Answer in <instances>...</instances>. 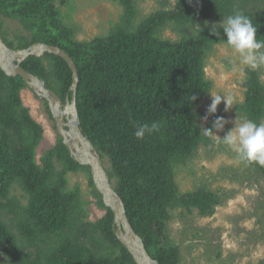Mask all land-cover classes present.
Segmentation results:
<instances>
[{"label":"trees","instance_id":"16d2710c","mask_svg":"<svg viewBox=\"0 0 264 264\" xmlns=\"http://www.w3.org/2000/svg\"><path fill=\"white\" fill-rule=\"evenodd\" d=\"M116 1L124 11L120 23L107 36L79 42L55 0H0L1 33L12 49L41 42L61 48L74 61L79 126L95 151L108 158L109 178L117 179L116 191L130 225L158 264H179V248L165 234L171 211L195 208L209 216L221 203L206 188L180 194L175 180L176 165L194 156L206 140L196 111L212 85L206 78L205 54L214 44L226 42L218 26V35L212 34L211 26L193 32L191 28L242 11L257 28V39L264 40V7L253 12L244 0H202L198 7L192 0H175L174 9L157 11L135 26V1ZM5 17L18 20L26 31L17 36L16 44L4 36ZM169 22L183 30L180 40L158 37ZM21 66L63 101L67 94L73 96L72 71L62 57L29 56ZM246 73L245 99L236 109L259 124L264 118V83L257 69L248 68ZM25 86L22 77L0 69V246L5 258L0 264H137L115 235L109 207L103 218L88 223L84 234H91L97 243L102 239L112 243L119 255L115 257L111 247L106 254L92 251V245H83L75 254V242L84 232L76 225L81 200L79 189L66 190V175L90 167L76 161L62 139L37 162L35 152L44 130L22 102L20 90ZM153 122L159 123V131L137 139V125ZM250 164L264 179V165ZM15 183L28 196L27 205L10 196ZM90 183L94 186L92 179Z\"/></svg>","mask_w":264,"mask_h":264},{"label":"rangeland","instance_id":"374dc122","mask_svg":"<svg viewBox=\"0 0 264 264\" xmlns=\"http://www.w3.org/2000/svg\"><path fill=\"white\" fill-rule=\"evenodd\" d=\"M55 0V5L62 13L64 23L73 31L76 41L87 42L96 37L107 36L119 23L124 13L123 7L116 0ZM137 16L134 25L151 14L161 10L175 8V0H134ZM195 7L200 6L202 0H192ZM244 6L253 12L263 9L262 0H244ZM221 19H211L204 24L198 23L191 28V32L203 28V25L220 27ZM4 36L9 42L17 43L18 37L26 34L18 20L8 17L2 18ZM158 37L164 40L178 41L183 37V30L175 23L169 22L161 27ZM264 51V49H262ZM46 68L50 63L45 61ZM206 78L212 82L210 92L201 99L196 106L198 123L203 128L213 130V134L205 135L206 140L196 153L184 163L175 167V180L180 194L195 191L200 188L217 194L221 203L215 212L209 216H202L193 208H175L167 221V240L179 248V264H260L264 261V179L259 169L247 161L237 159L236 153L220 138L234 127V121L246 119L236 109V105L245 99L244 83L247 79L249 67L239 63V56L226 42L216 43L205 54ZM264 83V66L257 68ZM232 94L236 103L228 111L222 101L215 114L208 115L207 108L211 104V95ZM23 104L28 107L30 114L41 126L44 133L37 148L36 160L41 163V157L47 150L52 149L63 136L56 128L55 120L48 101L41 93L26 84L20 90ZM49 107V108H48ZM208 115L207 121L203 118ZM217 117H223L228 123L222 131L212 128ZM262 123H264V118ZM67 129L70 130L69 125ZM95 149V148H94ZM96 150V149H95ZM94 150V151H95ZM96 152V151H95ZM102 167L108 177L111 187L117 189V179L109 178L111 170L108 158H102ZM90 170L69 172L67 177V191L79 189L81 200L80 222L76 225L84 228L80 234V242H75L74 252L78 255L83 245L92 251L106 254L110 247L115 257L120 249L112 243L101 240L97 243L91 234L85 235L88 223H95L103 218L106 205L102 194L98 191ZM57 169L61 170L62 165ZM93 180L94 186L90 180ZM100 195V196H99ZM10 196L18 199L24 205L28 203V196L19 183L11 186ZM13 215H10L11 217ZM10 222V218L5 220ZM83 231V230H82ZM0 261H5L0 246Z\"/></svg>","mask_w":264,"mask_h":264},{"label":"water","instance_id":"95a60500","mask_svg":"<svg viewBox=\"0 0 264 264\" xmlns=\"http://www.w3.org/2000/svg\"><path fill=\"white\" fill-rule=\"evenodd\" d=\"M50 53L62 57L69 65L72 71L73 96L66 95L63 101L57 93L47 88L44 81L38 76L25 71L21 63L29 56H43ZM0 69L9 76H20L25 83L32 87L38 94H43L48 101L52 111L56 128L63 136V142L69 149V153L76 161L83 165H90L94 183L98 191L102 194L104 203L111 208L114 214L113 227L116 230L115 235L123 244V246L132 254L137 264H158L148 251L142 238L135 233L130 225L124 202L116 190L111 187L108 177L102 167L100 157L94 151L92 142L83 134L78 119V111L76 105V92L78 86V71L76 65L70 56L61 48L45 43H34L25 49H12L3 40L0 28ZM73 124V126L71 125ZM69 125L70 130L67 129ZM103 178V181L101 179Z\"/></svg>","mask_w":264,"mask_h":264},{"label":"clouds","instance_id":"9594fccd","mask_svg":"<svg viewBox=\"0 0 264 264\" xmlns=\"http://www.w3.org/2000/svg\"><path fill=\"white\" fill-rule=\"evenodd\" d=\"M220 28L226 36V44L239 56V63L250 69H257L264 66V40L257 39V28L254 26L250 17L242 11H236L221 21ZM212 34L218 35L216 24L211 29ZM211 104L207 108V114H215L218 105L224 102L225 111H228L234 103L236 97L232 94L211 95ZM195 96L192 97V100ZM208 115L203 119L207 121ZM228 123L223 117H217L213 122L212 128L222 131ZM160 125L153 122L151 125L145 123L137 125L135 136L143 139L147 134L158 132ZM205 135L213 134V130L203 128ZM221 141L228 145L237 155L240 161L257 162L264 165V123L257 124L255 121L242 119L234 121V127L227 131Z\"/></svg>","mask_w":264,"mask_h":264},{"label":"bare ground","instance_id":"6f19581e","mask_svg":"<svg viewBox=\"0 0 264 264\" xmlns=\"http://www.w3.org/2000/svg\"><path fill=\"white\" fill-rule=\"evenodd\" d=\"M71 125L73 126V124H71ZM101 181L104 182V181H103V178L101 179Z\"/></svg>","mask_w":264,"mask_h":264}]
</instances>
